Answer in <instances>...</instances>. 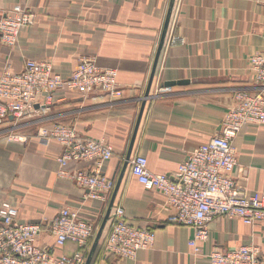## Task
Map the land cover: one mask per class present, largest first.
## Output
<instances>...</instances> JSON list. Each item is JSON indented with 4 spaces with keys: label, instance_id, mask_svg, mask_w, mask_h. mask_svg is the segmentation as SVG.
Instances as JSON below:
<instances>
[{
    "label": "crops",
    "instance_id": "obj_1",
    "mask_svg": "<svg viewBox=\"0 0 264 264\" xmlns=\"http://www.w3.org/2000/svg\"><path fill=\"white\" fill-rule=\"evenodd\" d=\"M170 2L0 0V9L18 3L35 14L33 24L20 31L14 47L0 43V73L5 68L22 70L27 59L48 60L52 70L66 78L80 57H93L100 67L117 70L123 91L115 101L105 95L81 97L60 91L46 110H37L28 118L0 121V203L14 204L19 222L42 226L38 243L53 244L47 227L59 208L69 205L95 224L88 254L100 233L89 264H209L188 245L193 228L168 222L172 210L165 197L139 183L131 175L129 163L123 170ZM171 38L182 42L170 44ZM263 48L264 2L173 0L149 88L152 96L145 102L129 158L143 155L151 171L174 175L188 152L217 133L234 89L254 86L248 59ZM162 86L170 89H159ZM37 121L74 124L85 137L108 140L114 155L103 163L102 172L114 180V188L106 201L88 198L87 189L57 176L55 159L61 150L57 142L6 139L11 130L28 135ZM234 146L236 185L264 193V124L244 125ZM93 167L89 162L68 164L69 170ZM117 205H122L128 223L155 231L152 247L138 250L134 259H117L102 250ZM207 227L206 251L256 245L264 264V221L247 225L220 216ZM76 249L68 241L57 253L72 254Z\"/></svg>",
    "mask_w": 264,
    "mask_h": 264
},
{
    "label": "built area",
    "instance_id": "obj_2",
    "mask_svg": "<svg viewBox=\"0 0 264 264\" xmlns=\"http://www.w3.org/2000/svg\"><path fill=\"white\" fill-rule=\"evenodd\" d=\"M34 19L35 14L22 4L0 9V43L14 47L20 31L31 26ZM168 41L170 44L182 42L177 38ZM247 69L252 74L254 86L234 89L231 105L217 133L188 152L174 175L151 171L143 155H134L128 161L130 173L139 183L165 197L172 210L168 222L193 228L188 245L194 255L203 256L209 264H261L260 249L256 245H242L227 251L218 248L206 251L204 248L209 238L207 223L215 217L236 218L247 225L264 221V193L239 187L232 176L237 164L234 141L242 127L248 123L264 124V48L249 57ZM60 91L81 97L105 95L111 101L123 95L117 70L100 67L93 57H80L76 68L66 78L55 73L48 60L27 59L22 70L5 68L0 73V121L28 118L37 110H46ZM32 127L28 135L11 130L6 139L57 142L61 147L55 159L57 176L87 189L90 199L106 201L109 198L114 180L102 172V165L113 157L114 150L106 138L85 137L74 124L62 122L44 124L37 121ZM70 162H89L94 167L69 170ZM17 215L18 208L14 204L0 203V264H85L96 227L93 222L81 218L77 208L69 205L59 208L47 227L54 237L52 245L38 243L43 232L40 224L19 222ZM68 241L77 249L72 254L57 253ZM154 241V229L131 225L122 205H117L101 244L106 255L134 259L138 250L152 247Z\"/></svg>",
    "mask_w": 264,
    "mask_h": 264
},
{
    "label": "water",
    "instance_id": "obj_3",
    "mask_svg": "<svg viewBox=\"0 0 264 264\" xmlns=\"http://www.w3.org/2000/svg\"><path fill=\"white\" fill-rule=\"evenodd\" d=\"M172 6H173V0H171L170 6H169V9H168V12H167V16H166L165 23H164V26H163V31H162V34H161V38H160V41H159V44H158V47H157V50H156V54H155V58H154L153 66H152V71H151V74H150V78H149V81H148L147 88H146V90L144 92V95L140 98L141 99V107H140L137 123H136V126H135L134 134H133V137H132V141H131V144H130L129 149L127 151L126 157H125V161H124V164H123V170H125V168L127 166V163H128V160H129V157H130L132 142H133V139L135 137V133H136V130H137V127H138V124H139V120L141 118V114H142L145 102H146L147 99L151 98V96H152V95H149V88H150V85H151V82H152V78L154 76V72H155V68H156V64H157L160 52H161L162 47L164 45V39H165V35H166V32H167L168 24H169V19H170ZM162 87H169V86H162ZM35 109H38V105L35 106ZM117 186L118 185H116L114 194L116 193ZM114 194H113L112 198H114ZM112 202L113 201H111V203H110L111 205H112ZM99 237H100V233H98V235L95 238V241H94V243L92 245V248H91V250H90V252H89V254L87 256L85 264H89L90 263L91 257L93 255V252L95 250V247L97 245Z\"/></svg>",
    "mask_w": 264,
    "mask_h": 264
}]
</instances>
